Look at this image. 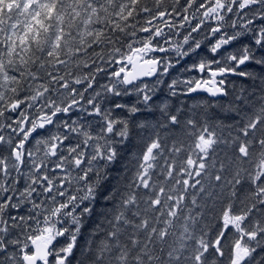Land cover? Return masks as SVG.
<instances>
[{
    "label": "snow or ice",
    "instance_id": "snow-or-ice-1",
    "mask_svg": "<svg viewBox=\"0 0 264 264\" xmlns=\"http://www.w3.org/2000/svg\"><path fill=\"white\" fill-rule=\"evenodd\" d=\"M0 264H264V0H0Z\"/></svg>",
    "mask_w": 264,
    "mask_h": 264
}]
</instances>
